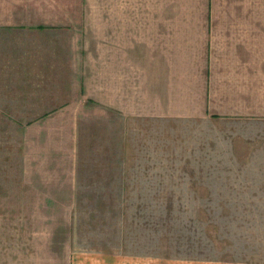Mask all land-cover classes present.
Returning a JSON list of instances; mask_svg holds the SVG:
<instances>
[{
	"label": "rangeland",
	"instance_id": "1",
	"mask_svg": "<svg viewBox=\"0 0 264 264\" xmlns=\"http://www.w3.org/2000/svg\"><path fill=\"white\" fill-rule=\"evenodd\" d=\"M239 3L182 13L264 20V0ZM28 9L0 7V264H264V112L241 115V102L227 103L213 91L201 103L197 80L193 104H175L173 24L161 23L159 38V24L142 22L158 8L135 7L127 8L132 23L125 8L114 10L123 14L118 34L120 25H132L128 44L149 51L130 66L140 102L132 104L141 106L142 118L113 126L110 108L87 103L83 94L71 103L57 100L63 107L42 118L50 103L43 49L63 48L67 60L59 58L71 67L72 32L85 36L79 47L86 59L97 60L91 94L108 93L112 8ZM13 49L19 61L6 55ZM158 49L168 101L153 103L150 92L142 102V75ZM180 57L188 74L191 56ZM262 67L263 74L264 49ZM193 87L186 79L182 95ZM259 99L264 110V82Z\"/></svg>",
	"mask_w": 264,
	"mask_h": 264
},
{
	"label": "crops",
	"instance_id": "2",
	"mask_svg": "<svg viewBox=\"0 0 264 264\" xmlns=\"http://www.w3.org/2000/svg\"><path fill=\"white\" fill-rule=\"evenodd\" d=\"M232 1L233 0H0V7H24L27 9L40 7L112 8L110 17L113 24L109 28V33L110 38H113L111 42L113 46L110 47L109 53L110 72L108 93L102 91V93H97V96L91 94L92 88H94V85H96L95 82L97 81V79L91 77L94 72L97 71V60H92V58L86 59L87 54L83 52L85 51V47L83 48L82 46L81 49L79 47L83 34L78 31L70 33L72 39H77L73 50L70 48L72 50L71 54L75 55V57H72L71 67L66 64L67 62H64L63 58H59L60 56L58 54L63 53L67 60L66 55L68 53L67 51L64 53L63 48L60 49L58 46L52 44V46H47L48 48L43 49L45 51L44 57H47V59L42 62L45 63L44 69L47 71V74L42 79L45 80V85L50 88V91H47V97L50 103L43 104L46 111H58L63 107L64 103H71L75 101V99L78 100L81 94H83L85 95V99L89 100L87 103H100L110 108V115L113 119L114 126V120L116 121L124 118L131 119L135 114L137 115L136 117L142 118L143 111L141 106L135 108L134 104H132L139 100L133 99L134 71L133 67L131 68L130 66H132V62H134L137 57L140 56L143 58L146 52H149L147 51L148 48L143 47L141 44V46L136 45L135 47L132 42L128 44L129 35L133 34L132 25H126V27L120 25V34H118V25L123 22L121 17L123 14H117L114 8H120L121 10L125 8L127 13L125 15L126 18H128L127 22L131 21L132 23L133 17L128 15L127 8L157 7V14L150 18L143 16L142 22L159 24V26H161V28L159 27L158 29L159 38V35L164 32V26H162L161 23L173 24L172 39H174V53L178 54L177 69L176 65L174 67V88L172 87L174 96L173 102L175 104L182 102V99L193 104L195 99L193 86L194 80H197L196 85L199 92L197 94V100L201 101V103H204L208 93L213 91L217 97L223 95L221 99L227 100V103H232L233 100L241 102V115L244 111L248 112L253 109L252 117L254 118L259 116V114L255 116V113H260V110L264 112L261 100L259 99L264 82V73L262 74L264 30L261 26V23L264 22L263 17L258 14H249L243 15L242 17L229 18L223 15H214L208 11L207 13H201L200 11L190 14L182 13L183 7L207 8L224 6L231 5ZM241 1L243 4H246L245 0ZM242 3L239 4L242 5ZM27 12L30 13V9H28ZM37 16H39V14ZM51 22L56 21L52 19ZM223 23H231L232 25L221 26L220 24ZM114 34H116L115 37ZM83 38H85V36H83ZM186 39L191 40L190 44ZM152 42V36H149V43L152 44ZM183 44H188V46L182 47ZM162 45L163 42L161 46ZM155 47L160 48V42H155ZM30 48L33 52L36 50L35 48ZM182 48H187V50H183ZM15 49L11 52L7 51L6 55L15 54L14 61L16 62L19 61L18 58L16 59V55L19 53L14 52ZM79 50L81 51V55H78ZM181 55L191 56V62L187 68H185L189 70L188 74H183L181 71ZM50 56L51 58L55 56L53 59L56 60L54 63L57 64H52L53 59L49 58ZM7 59H9L10 62L11 57H7ZM79 59L80 61L82 60L84 66L79 65ZM161 59L160 50L158 49L153 56L154 61L152 67L149 66L147 72L143 70L145 74H143L142 77L147 79V81L146 87L140 84V92L144 94L146 90L147 96H142L147 97V99L140 100L142 102H149L150 92L152 94L153 103L160 104L161 102L165 103L168 101L166 96L167 88L162 80L164 68L160 64ZM58 61H60V64H58ZM206 61L208 62L206 63ZM2 66L3 65L0 64V71L3 69ZM89 77L91 79H89ZM28 78L33 80L30 77ZM186 79L189 80V84L193 88H189L188 94L182 95L181 83ZM104 87L105 86H102V89ZM212 94L210 93L209 98L211 104L213 102ZM71 97H73V99ZM59 99L63 104L57 102ZM189 111H193L192 107ZM90 186V183H88L87 187ZM102 262L107 264L108 261L103 260ZM99 264L102 263L99 262Z\"/></svg>",
	"mask_w": 264,
	"mask_h": 264
},
{
	"label": "trees",
	"instance_id": "3",
	"mask_svg": "<svg viewBox=\"0 0 264 264\" xmlns=\"http://www.w3.org/2000/svg\"><path fill=\"white\" fill-rule=\"evenodd\" d=\"M27 27L28 25H24V26H22V27ZM36 28H38V29H40V30H44V29H46V26H37ZM91 103H93V102H91ZM50 114V112H46L45 114H44V116H41L42 118H44V117H46L47 115H49Z\"/></svg>",
	"mask_w": 264,
	"mask_h": 264
}]
</instances>
